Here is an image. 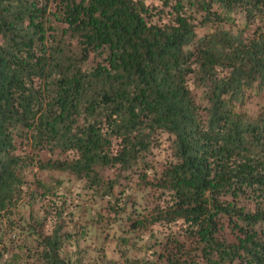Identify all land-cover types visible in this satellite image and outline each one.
<instances>
[{"label": "trees", "instance_id": "1", "mask_svg": "<svg viewBox=\"0 0 264 264\" xmlns=\"http://www.w3.org/2000/svg\"><path fill=\"white\" fill-rule=\"evenodd\" d=\"M159 1L0 0V264H264V0Z\"/></svg>", "mask_w": 264, "mask_h": 264}, {"label": "rangeland", "instance_id": "2", "mask_svg": "<svg viewBox=\"0 0 264 264\" xmlns=\"http://www.w3.org/2000/svg\"><path fill=\"white\" fill-rule=\"evenodd\" d=\"M149 3L155 2L159 4V0H146ZM205 29L200 28V32H204ZM251 111L256 110V104L253 102L250 105ZM56 176L61 175L60 172L55 173ZM73 194L69 195L74 201H77L79 198H84L87 196L85 190L81 188L80 185L74 184L72 187ZM80 195H79V194ZM62 194V192L60 193ZM51 200V198H49ZM57 201L58 205L62 204L60 196L54 197L53 200ZM44 201H39V204L42 205ZM48 206L50 201L45 202ZM68 213V211H67ZM117 225L114 228H110L109 225L105 226H90L88 238H75L72 242H67L63 252L64 254L71 259V264H124V258L121 257V251L124 249L118 243L117 235L119 234L116 230ZM70 228V227H69ZM68 229V228H67ZM109 231V238H106L105 234ZM76 234L75 236H77ZM139 251H130L129 256L138 254Z\"/></svg>", "mask_w": 264, "mask_h": 264}]
</instances>
